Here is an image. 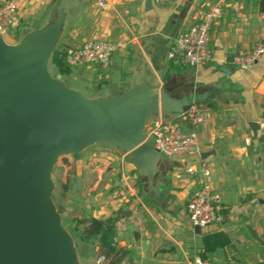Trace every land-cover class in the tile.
<instances>
[{
  "label": "crops",
  "instance_id": "crops-1",
  "mask_svg": "<svg viewBox=\"0 0 264 264\" xmlns=\"http://www.w3.org/2000/svg\"><path fill=\"white\" fill-rule=\"evenodd\" d=\"M146 1L74 0L66 5L64 0H22L19 6L14 47L47 46V68L55 48L90 38L118 41L107 69L87 65L72 68L68 76L99 88L113 84L115 76L116 94L92 100L72 91L114 106L143 105L147 134L154 119H182L193 100L211 109L208 120L196 128L197 153L161 155L153 176L156 192L125 147L96 141L71 153L79 177L73 189L79 192L76 216L115 219L113 241L128 251L121 264H192L202 256L214 264H264V130L255 133L249 126L264 116V55L246 70L229 62L234 52L264 39V13L257 0H151L150 6ZM213 5L222 9L210 34L214 60L195 67L171 64L166 57L170 45ZM161 91L169 102L165 111ZM202 164L221 194V221L197 228L188 219L187 203L200 174L185 180L187 167L199 170ZM218 232L227 243L204 251V234ZM79 249L77 264H110L96 261V249Z\"/></svg>",
  "mask_w": 264,
  "mask_h": 264
},
{
  "label": "water",
  "instance_id": "water-1",
  "mask_svg": "<svg viewBox=\"0 0 264 264\" xmlns=\"http://www.w3.org/2000/svg\"><path fill=\"white\" fill-rule=\"evenodd\" d=\"M15 43L10 35H0V264H77L51 198L58 158L108 141L129 150L156 192L153 176L161 154L142 128L143 105L87 100L47 78V46L23 50ZM161 99L165 111L169 102L163 91ZM249 126L255 133L259 129L257 122ZM78 182L76 177L74 190Z\"/></svg>",
  "mask_w": 264,
  "mask_h": 264
},
{
  "label": "built area",
  "instance_id": "built-area-1",
  "mask_svg": "<svg viewBox=\"0 0 264 264\" xmlns=\"http://www.w3.org/2000/svg\"><path fill=\"white\" fill-rule=\"evenodd\" d=\"M22 0H4L0 5V35L12 36L20 24L19 6ZM103 1L98 2L100 8L105 7ZM221 7L213 5L203 14L202 18L178 34L167 50L166 57L173 65L195 67L214 60V51L210 45L211 28L219 15ZM120 47L118 41L90 38L83 43L68 47L65 51V61L71 68L96 66L103 70L111 63L113 53ZM264 55V39L252 47L234 52L229 62L233 66L246 70ZM211 109L200 100H193L183 114L182 119H154L150 124L148 134L154 139V147L167 157L185 158L199 151L197 142V127L205 123ZM259 128L264 130V116L257 121ZM185 182L200 174L198 186L193 191L187 203L188 219L193 227L204 228L221 221V194L211 184L209 169L205 164L196 170L193 166L186 168ZM105 259L103 255L96 258L97 262ZM192 264H214L208 259L196 257Z\"/></svg>",
  "mask_w": 264,
  "mask_h": 264
},
{
  "label": "trees",
  "instance_id": "trees-1",
  "mask_svg": "<svg viewBox=\"0 0 264 264\" xmlns=\"http://www.w3.org/2000/svg\"><path fill=\"white\" fill-rule=\"evenodd\" d=\"M257 8L264 13V0H257ZM65 49L55 48L51 54L50 62L57 72L64 77L71 75L72 68L65 61ZM75 173L72 171L71 177L67 178L65 182L61 183L60 197L62 200L66 196V202L58 204V196L55 193L51 194L55 208L60 215L61 223L70 230L73 240L78 242L80 247H83V252L89 247L96 249V253L103 255L105 260H109L110 264H121L122 260L128 255V251L123 247L117 246L113 241L115 233V219L109 218L106 220H99L91 216H73L69 217L68 211L76 209L78 203L79 192L73 191L75 182ZM191 198V197H190ZM190 200V199H189ZM69 204H73L71 208ZM70 206V207H69ZM75 206V207H74ZM227 243V238L223 233H207L202 239V248L206 252H213L216 249L224 246ZM204 258V256H202ZM205 259V258H204Z\"/></svg>",
  "mask_w": 264,
  "mask_h": 264
},
{
  "label": "rangeland",
  "instance_id": "rangeland-1",
  "mask_svg": "<svg viewBox=\"0 0 264 264\" xmlns=\"http://www.w3.org/2000/svg\"><path fill=\"white\" fill-rule=\"evenodd\" d=\"M11 34L13 36V35H15V32L11 33ZM3 44L5 46V43H3ZM6 46L8 47V45H6ZM114 70L115 69L110 68V72H112L111 74H113L115 72ZM58 74L59 73L57 72L56 68L53 65L48 66V68H47V78L48 79L59 82L63 85H66L71 90H74L78 93H81L84 96L91 98L92 100L101 99L102 97H106L110 94H116V91H117L118 80L115 76L111 77L113 80V84L109 83V85L106 84V85H103L102 88H99L94 83H90V82L84 81L82 79L80 80L79 78L78 79H72L71 77H64L61 74L60 75L62 77L60 79H58V77H57ZM177 120L179 121V119H177ZM92 143H94V142H92ZM110 145H112V144H110ZM114 149L119 150V152H123V150H121L120 148L114 147ZM74 157L75 156L71 153L62 155L61 157L58 158V160L56 161V163L52 169V172H51V179H52L51 191H52V193H55L56 196H58V204L62 201H63V203L66 202V204H67L66 196L63 197L64 198L63 200L60 197L59 186L61 183L65 182V180L67 178L71 177V173L75 169ZM68 205H70L71 208L73 207V205H71L69 203H68ZM76 215H80V214L75 209H71L68 211L67 216L73 217ZM60 220H61V218H60ZM62 227L70 237L71 248H72V251L76 257V261L78 262L77 258L79 256V252H80L79 244H78V242H75L73 240V237L71 235L70 230L67 229L63 225H62ZM87 255L88 254L85 252V256H86V257L84 256L85 260L88 259Z\"/></svg>",
  "mask_w": 264,
  "mask_h": 264
},
{
  "label": "bare ground",
  "instance_id": "bare-ground-1",
  "mask_svg": "<svg viewBox=\"0 0 264 264\" xmlns=\"http://www.w3.org/2000/svg\"><path fill=\"white\" fill-rule=\"evenodd\" d=\"M143 126H144V124H143Z\"/></svg>",
  "mask_w": 264,
  "mask_h": 264
}]
</instances>
